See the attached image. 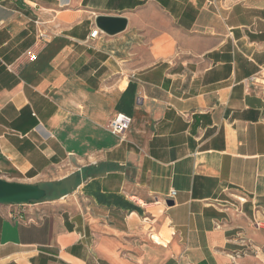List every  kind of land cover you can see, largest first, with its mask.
Wrapping results in <instances>:
<instances>
[{
	"label": "crops",
	"instance_id": "0c3cea01",
	"mask_svg": "<svg viewBox=\"0 0 264 264\" xmlns=\"http://www.w3.org/2000/svg\"><path fill=\"white\" fill-rule=\"evenodd\" d=\"M0 176V264H264V0H0Z\"/></svg>",
	"mask_w": 264,
	"mask_h": 264
},
{
	"label": "water",
	"instance_id": "95a60500",
	"mask_svg": "<svg viewBox=\"0 0 264 264\" xmlns=\"http://www.w3.org/2000/svg\"><path fill=\"white\" fill-rule=\"evenodd\" d=\"M96 24L103 32L114 35L122 32L127 27V19L119 16L100 15ZM47 196V190L37 183L10 181L0 176V203L27 204L39 202ZM169 205L173 201H167Z\"/></svg>",
	"mask_w": 264,
	"mask_h": 264
},
{
	"label": "built area",
	"instance_id": "2783aa9c",
	"mask_svg": "<svg viewBox=\"0 0 264 264\" xmlns=\"http://www.w3.org/2000/svg\"><path fill=\"white\" fill-rule=\"evenodd\" d=\"M98 33H99V30L95 29L91 33V36L92 37H96ZM132 123H133V118L130 115H127L125 113H117L109 121L108 129L113 134L124 135L131 128ZM175 194H176L175 190L171 191V193L169 194V198L170 197H174ZM34 203H27V204L23 203V204H20V205L24 206V205H28V204H34ZM22 217H23V213H22V211H19V213L17 214V218H22Z\"/></svg>",
	"mask_w": 264,
	"mask_h": 264
},
{
	"label": "rangeland",
	"instance_id": "374dc122",
	"mask_svg": "<svg viewBox=\"0 0 264 264\" xmlns=\"http://www.w3.org/2000/svg\"><path fill=\"white\" fill-rule=\"evenodd\" d=\"M71 185H72L71 181L69 183H66V181H64L62 184H60V186L58 185V182L41 183L40 186L47 190V196L43 201L49 200L56 195H62L63 193H65L67 188L69 189L71 187Z\"/></svg>",
	"mask_w": 264,
	"mask_h": 264
},
{
	"label": "trees",
	"instance_id": "16d2710c",
	"mask_svg": "<svg viewBox=\"0 0 264 264\" xmlns=\"http://www.w3.org/2000/svg\"><path fill=\"white\" fill-rule=\"evenodd\" d=\"M63 194H65V193H63ZM45 199V198H44ZM44 199H42L41 201H43ZM31 203H34V202H31Z\"/></svg>",
	"mask_w": 264,
	"mask_h": 264
}]
</instances>
